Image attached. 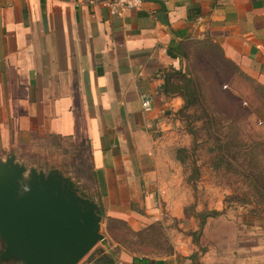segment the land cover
Returning <instances> with one entry per match:
<instances>
[{"label":"crops","instance_id":"obj_1","mask_svg":"<svg viewBox=\"0 0 264 264\" xmlns=\"http://www.w3.org/2000/svg\"><path fill=\"white\" fill-rule=\"evenodd\" d=\"M100 1L0 0V166H20L19 151L50 136L84 148L93 194L55 174L91 203L103 236L106 220L139 230L184 218L174 151L190 136L172 73L189 42L208 39L264 84V0H141L122 16ZM213 209L197 243L187 235L165 254L126 255L97 241L76 264H264V222Z\"/></svg>","mask_w":264,"mask_h":264},{"label":"rangeland","instance_id":"obj_2","mask_svg":"<svg viewBox=\"0 0 264 264\" xmlns=\"http://www.w3.org/2000/svg\"><path fill=\"white\" fill-rule=\"evenodd\" d=\"M183 78L192 80L198 96L197 106L187 111L188 126L194 128L195 140L192 142L188 133L189 144L174 151L175 169L181 176L180 186H184L179 195L182 196L185 188L189 195L182 205L184 218L163 223L153 221L139 230H132L119 220H106L100 232L106 239L104 245L108 244L116 254L168 253L174 241H181L187 235L192 239L190 224L198 223V214L214 210L213 207L238 210L239 217L254 216L264 222V202L255 199L258 197L249 178L214 167L215 150L210 149L214 146V136H234L232 151L237 161L244 158L246 164L247 160L253 162L254 175L264 179V84L226 61L215 44L202 45L196 41L187 44L173 82L180 85ZM209 118L220 126L216 135L208 129L206 120ZM15 162L21 164L22 176L26 179L32 172L44 176L62 171L76 183L75 187L89 195L94 193L88 153L68 140L50 136L35 142L20 150ZM183 194L186 195V191ZM3 248L0 238V253ZM0 264L16 263L0 260Z\"/></svg>","mask_w":264,"mask_h":264},{"label":"water","instance_id":"obj_3","mask_svg":"<svg viewBox=\"0 0 264 264\" xmlns=\"http://www.w3.org/2000/svg\"><path fill=\"white\" fill-rule=\"evenodd\" d=\"M22 166H0V260L19 264H76L97 242L91 203L59 186L55 172H32L22 184Z\"/></svg>","mask_w":264,"mask_h":264},{"label":"trees","instance_id":"obj_4","mask_svg":"<svg viewBox=\"0 0 264 264\" xmlns=\"http://www.w3.org/2000/svg\"><path fill=\"white\" fill-rule=\"evenodd\" d=\"M198 43H201L202 45L206 44H215L211 40H201L196 41ZM215 46L218 48V46L215 44ZM219 50V48H218ZM220 52V50H219ZM221 54V53H220ZM226 60V59H225ZM227 61V60H226ZM229 62V61H228ZM232 64V63H231ZM235 66V65H234ZM176 73H179V70H175L172 74V77L174 78ZM194 84L190 78H183V82L180 85H177L176 83L171 84V91L177 93L183 100V104L181 108L178 110V114L182 120L185 122L186 131L191 135L192 142L195 140V130L192 128V126H188L190 123L188 109L190 107L197 106V91L196 88L193 87ZM208 123V129H210L212 132L211 134L216 135V131L220 128V126H217L218 123L214 122L211 118L206 120ZM215 125V126H213ZM214 146L211 147V150H215V159L213 166L217 168H222L223 170L227 172H234L236 174L240 173L242 177L249 178V184L251 188L256 193L257 201L264 202V179H260L257 176L254 175V169H256V166L252 164L253 162L247 160V164L245 162V159L243 158L242 161H237V156L232 151V145L234 144V136L228 135L224 137H216L214 136ZM246 164L245 167L242 166V164ZM244 202V201H243ZM217 211L211 210L209 212L198 214V229L197 232H192V241L197 243V236L200 233L201 226L203 224L204 218L206 216H211L216 214ZM200 250H203L200 248ZM5 261H11L14 263H18L16 259H8Z\"/></svg>","mask_w":264,"mask_h":264},{"label":"built area","instance_id":"obj_5","mask_svg":"<svg viewBox=\"0 0 264 264\" xmlns=\"http://www.w3.org/2000/svg\"><path fill=\"white\" fill-rule=\"evenodd\" d=\"M101 6L106 8L107 12L113 16H122L126 10L138 8L141 0H101ZM140 105L143 111L151 110L149 97L145 94L140 96Z\"/></svg>","mask_w":264,"mask_h":264}]
</instances>
